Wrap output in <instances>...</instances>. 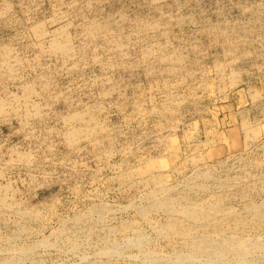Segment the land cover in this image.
<instances>
[{
  "label": "rangeland",
  "instance_id": "rangeland-1",
  "mask_svg": "<svg viewBox=\"0 0 264 264\" xmlns=\"http://www.w3.org/2000/svg\"><path fill=\"white\" fill-rule=\"evenodd\" d=\"M0 99V264H186L176 217L256 249L196 264H264V0H0Z\"/></svg>",
  "mask_w": 264,
  "mask_h": 264
},
{
  "label": "bare ground",
  "instance_id": "bare-ground-1",
  "mask_svg": "<svg viewBox=\"0 0 264 264\" xmlns=\"http://www.w3.org/2000/svg\"><path fill=\"white\" fill-rule=\"evenodd\" d=\"M88 4V3H87ZM2 11V10H1ZM123 13H125V12H123ZM60 15V14H59ZM152 16V15H151ZM181 17V16H180ZM60 20V19H59ZM147 20V19H146ZM123 21V20H122ZM227 21V20H226ZM236 23V22H235ZM60 25V24H59ZM94 25H96V24H94ZM156 25V24H155ZM249 25V24H248ZM40 27V26H39ZM140 28V27H139ZM144 28V27H143ZM135 29V28H134ZM32 30V29H31ZM41 30V29H40ZM39 30V31H40ZM62 30V29H61ZM85 30V29H84ZM136 30V29H135ZM220 30V29H219ZM92 31V30H91ZM240 31V30H239ZM43 32H45V31H43ZM162 32V31H161ZM43 34V33H42ZM45 34V33H44ZM59 34V33H58ZM61 34V33H60ZM62 35V34H61ZM87 36V35H86ZM120 36V35H119ZM55 37V36H54ZM60 37V36H59ZM62 37V36H61ZM40 38V37H39ZM63 38H65V37H63ZM67 38V37H66ZM95 38V37H94ZM64 40V39H63ZM60 41V40H59ZM254 41V40H253ZM41 44V43H40ZM115 44V43H114ZM246 44V43H245ZM122 45V44H121ZM147 45V44H146ZM153 45V44H152ZM18 46V45H17ZM51 47H52V49L53 50H56V51H59V52H61V53H63V54H69V52L71 51L70 50V47H69V40H65V41H63V42H58V41H56V39L51 43ZM14 48V47H13ZM122 48V47H121ZM46 49H48L47 47H46ZM114 49V48H113ZM166 49H168V48H166ZM169 51V50H168ZM9 54L10 53H8V52H6L5 54H4V60H5V62H3L4 64H6L7 63V61H6V59L7 58H9ZM249 54V53H248ZM247 54V55H248ZM152 55V54H151ZM150 55V56H151ZM253 55V54H252ZM188 56V55H187ZM15 57V56H14ZM17 57V56H16ZM184 59V58H183ZM19 60V59H18ZM139 60V59H138ZM142 60V59H141ZM144 61H145V59H144ZM151 61H152V59H151ZM161 62V61H160ZM180 64V63H179ZM8 66V65H7ZM148 67V66H147ZM9 71V70H8ZM146 73V72H145ZM9 78V77H8ZM11 78V77H10ZM192 78V77H191ZM42 79V78H41ZM156 79V78H155ZM38 81V80H37ZM166 82V81H165ZM45 84V83H44ZM33 90V89H32ZM31 90V88L30 87H27L26 88V90H25V92H26V94H30V92L32 91ZM32 93V92H31ZM12 94V93H11ZM10 95V94H9ZM29 96V95H28ZM41 97V96H40ZM25 98V97H24ZM27 98H29V97H27ZM41 103V102H40ZM28 104V103H27ZM26 104V105H27ZM36 104V103H35ZM34 104V105H35ZM6 105V102L5 101H3L2 99H0V114L1 113H3L6 109L4 108V107H6L5 106ZM33 105V106H34ZM38 106V105H37ZM166 106V105H165ZM39 107V106H38ZM138 107V106H137ZM142 107V106H141ZM34 108H36V106L34 107ZM5 109V110H4ZM92 109V108H91ZM153 109V108H152ZM156 110V109H155ZM27 111H28V109H27ZM31 111V110H30ZM165 111V110H164ZM16 112V111H15ZM34 112H35V110H34ZM37 112H39V110H38V108H37ZM36 112V113H37ZM78 112V111H77ZM153 112V111H152ZM76 113V112H75ZM74 113V115H73V118L74 119H77L78 121H84L85 122V118H84V116H83V114H81V113H76L75 114ZM155 113V112H154ZM97 116V115H96ZM31 119V118H30ZM69 119L71 120V117L69 116ZM68 119V120H69ZM68 120H66V121H68ZM244 121V120H243ZM66 123V122H65ZM87 123V122H86ZM104 124V123H103ZM249 124V123H248ZM26 125V124H25ZM90 125V124H89ZM250 126V125H249ZM243 127V126H242ZM74 128V127H73ZM82 128V127H81ZM84 129V128H83ZM85 129H88V128H86L85 127ZM244 129V128H243ZM71 131H68V139L70 140V141H72L73 139H75V137L82 131V130H75V129H70ZM86 132H87V130H86ZM104 132V131H103ZM161 132H163V131H161ZM251 132V131H250ZM247 132H245V134H246ZM248 133H249V131H248ZM253 135V134H252ZM87 136V135H86ZM247 137H249V136H247ZM251 137V136H250ZM87 138V137H86ZM252 138V137H251ZM85 139V138H84ZM160 140V139H159ZM247 140H248V138H247ZM97 142V141H96ZM76 143V142H75ZM114 153V152H113ZM23 157V156H22ZM163 161V159H160V161ZM159 162V164H160V166L162 167L163 165H164V161L163 162ZM155 162H149V163H147V165H146V169L147 170H150V169H154V168H156V164H154ZM158 168H159V166H158ZM142 169V168H141ZM145 171V170H144ZM153 171V170H152ZM151 171V172H152ZM145 172H147V171H145ZM147 173H150V172H147ZM152 174V173H151ZM204 174V173H203ZM207 174V173H206ZM198 175H200V173L198 174ZM147 177V176H146ZM150 177V176H149ZM163 177V176H162ZM201 178H202V176H200ZM129 178V177H128ZM211 178V177H210ZM149 179V178H148ZM205 179V178H204ZM156 180V179H155ZM157 180H158V178H157ZM150 181H151V178H150ZM194 181V180H193ZM204 181V180H203ZM131 182V181H130ZM159 182H161V180L159 181ZM158 182V183H159ZM157 183V184H158ZM264 183V182H263ZM155 184H156V181H155ZM204 185V184H203ZM202 185V186H203ZM157 186V185H156ZM160 186V185H159ZM197 187H198V185H196ZM195 186V187H196ZM202 186H200V188L202 187ZM205 189H206V186H203ZM160 188V187H159ZM163 188H164V186H163ZM191 188V187H190ZM167 189V188H166ZM165 189H163V191H164ZM237 190V189H236ZM120 191V190H119ZM156 191H157V189H156ZM162 191V192H163ZM145 192V191H144ZM154 192V191H153ZM160 192V191H159ZM166 192H167V190H166ZM147 193V192H146ZM155 193V192H154ZM184 193V192H183ZM153 194V193H152ZM169 195V194H168ZM163 196V195H162ZM167 196V195H166ZM164 197V196H163ZM162 197V198H163ZM175 197V196H174ZM154 198V197H153ZM169 198V197H168ZM134 199V198H133ZM161 199V198H160ZM164 199H165V197H164ZM174 199V198H173ZM155 200H157V199H155ZM185 200V199H184ZM172 201V200H171ZM170 200H167V198H166V200H164V201H161L160 202V200L157 202V201H155V202H157V203H159V204H157V207H162V208H165V209H167V210H169V211H175V210H177V211H180L181 213H183V214H181V213H179V212H177V214L179 213V214H181V215H185L184 217H187V218H189V219H192L193 220V222H195V221H198V220H207L208 218L210 219V216H211V212H212V210H214V206H213V204H211L212 206H209V207H202V206H200V207H194V209L192 208H190V209H188V208H176V206H174V204L171 202ZM5 202V201H4ZM4 202H1V203H4ZM176 202V201H175ZM191 202V201H190ZM215 202V201H214ZM102 203V202H101ZM139 203V202H138ZM217 203H218V201H217ZM179 205V204H178ZM182 205V204H181ZM207 205V204H206ZM217 206V205H216ZM52 207V206H51ZM94 207V206H93ZM105 207V206H104ZM142 207V206H141ZM155 207H156V205H155ZM154 207V208H155ZM190 207H192V206H190ZM138 208V207H137ZM109 209V208H108ZM161 209V208H160ZM91 210V209H90ZM110 210V209H109ZM216 210H218V208L216 209ZM260 210H262V209H260ZM258 211L257 210V213H256V216L259 218V219H261V220H264L263 218H264V214L261 212V211ZM18 211V210H17ZM88 211V210H87ZM93 211V210H92ZM165 211V210H164ZM21 212V211H20ZM95 212V211H94ZM170 212V213H171ZM214 212V211H213ZM218 212V211H217ZM254 212V211H253ZM17 213V212H16ZM88 213V212H87ZM90 213V212H89ZM147 212L145 211L143 214L145 215ZM219 213V212H218ZM217 213V214H218ZM216 214V213H215ZM25 215H26V212H25ZM90 215V214H89ZM19 216V215H18ZM22 216V215H21ZM27 216V215H26ZM83 216H85V217H87V214L85 215H83ZM20 217V216H19ZM31 218H32V216H30ZM143 217V216H142ZM182 217V216H181ZM84 218V217H83ZM97 218V217H96ZM171 218V217H170ZM174 219H175V217H173ZM180 219V218H179ZM215 219V218H214ZM34 220V219H33ZM178 220V218L176 217V221ZM103 221V220H102ZM176 221H169L168 223H167V228H168V230H171L172 232H175V233H177V234H181V235H184V236H186V237H188L189 238V240H191V244H192V249L190 250V251H186L184 254H182L181 253V255H177V253H175L176 255V258H177V256H178V258H177V260H179V261H183V262H186V264H196L195 262H196V259H197V257L198 256H200L201 255V257H203L202 255H205V256H207L209 259H212L213 261H217V262H222V260L225 258L224 256H225V254L228 252H234L235 254H237L238 256H240L242 259L244 258V257H246L247 255H251V253L252 252H254V250H256V249H253V248H251L248 244H247V242H244V241H238V240H232V238H234V237H238V236H234V235H230V236H232V238H230V239H225L224 240V242L223 243H221V244H219L216 240H214L216 243H218V244H216V243H214V244H216V245H218V246H212V245H209V243L207 244V241L204 239V238H199V237H197V235L195 236V234L192 236L191 235V233H190V229L192 228V226H190L191 228H186L185 226H183L180 222H176ZM181 221V220H180ZM191 221V220H190ZM210 221V220H209ZM211 221H214V220H211ZM151 222V221H150ZM149 222V223H150ZM215 222V221H214ZM218 222V221H217ZM221 222V221H220ZM63 223V222H62ZM65 223V222H64ZM189 223V222H188ZM191 223V222H190ZM212 223V222H211ZM210 222L208 223V224H211ZM127 224V223H126ZM195 224V223H194ZM201 224V223H200ZM212 224H214L215 225V223H212ZM262 224V223H261ZM63 225V224H62ZM187 225H189V224H187ZM186 225V226H187ZM193 225V224H192ZM198 225V224H197ZM203 225V224H202ZM201 225V226H202ZM222 225V224H221ZM80 226V225H79ZM165 226V225H164ZM208 226H210V225H208ZM43 227V226H42ZM199 227V226H198ZM85 228V227H84ZM163 228V227H162ZM97 229V228H96ZM159 229V228H158ZM164 229H166V228H164ZM221 229V228H220ZM59 230V229H58ZM64 230V229H63ZM62 230V231H63ZM69 230V229H68ZM113 230V229H112ZM197 230V229H196ZM53 231V230H52ZM117 231V230H116ZM166 231V230H165ZM192 231H195L194 229L192 230ZM191 231V232H192ZM198 231H199V229H198ZM197 231V232H198ZM58 231L56 230V233H57ZM61 232V231H60ZM161 232L162 231H160V234H161ZM168 232V231H167ZM221 232V231H220ZM69 233V232H68ZM111 233V232H110ZM139 233V232H138ZM137 233V234H138ZM140 233H141V231H140ZM139 233V234H140ZM170 233V232H169ZM168 233V234H169ZM42 234V233H41ZM55 234V233H54ZM138 234V235H139ZM166 234V233H165ZM173 234V233H172ZM176 234V235H177ZM20 235V234H19ZM72 235V234H71ZM142 235V234H141ZM141 235H140V237H141ZM44 236V235H43ZM57 236V235H56ZM63 236V235H62ZM65 236V235H64ZM68 236V235H67ZM142 236H144V235H142ZM203 237L205 236V234H203L202 235ZM221 236V235H220ZM223 236V235H222ZM1 237V236H0ZM135 237V236H134ZM137 237V236H136ZM139 237V236H138ZM185 237V238H186ZM201 237V236H200ZM206 238H209V236L207 237V235L205 236ZM56 238V237H55ZM58 238V237H57ZM63 238V237H62ZM128 238V237H127ZM225 238V237H224ZM228 238V237H227ZM239 238H242V237H239ZM248 238V237H247ZM247 238H246V240H247ZM13 239V238H12ZM47 239V238H46ZM45 239V240H46ZM60 239V238H59ZM75 239V238H74ZM77 239V238H76ZM213 239V238H212ZM234 239H236V238H234ZM243 239V238H242ZM241 239V240H242ZM264 239V238H263ZM44 240V241H45ZM66 240V239H65ZM78 240V239H77ZM125 240H126V237H125ZM124 240V241H125ZM128 240V239H127ZM132 240V239H131ZM136 240V239H135ZM188 240V241H189ZM245 240V239H244ZM259 240V239H258ZM258 240H256V241H258ZM47 241V240H46ZM73 241V240H72ZM71 241V242H72ZM123 241V240H122ZM130 241V240H129ZM128 241V242H129ZM221 241H223L222 240V238H221ZM251 241H252V239H251ZM255 241V240H254ZM7 242V241H6ZM42 242V241H41ZM67 242H68V240H67ZM76 242V241H75ZM127 242V241H126ZM143 242V241H142ZM148 242V241H147ZM213 242V240L211 241V243ZM40 245H42V243H40V242H38ZM47 243V242H46ZM77 243V242H76ZM111 243V242H110ZM130 243H132V245L133 244H137L138 246H139V243H140V239H138V240H136V241H132V242H130ZM146 243V242H145ZM151 243V242H150ZM188 243V242H187ZM186 243V244H187ZM190 243V242H189ZM261 243V242H260ZM58 244V243H57ZM73 244H75V243H73ZM116 244H117V242H116ZM127 244V243H126ZM253 243H251V245H252ZM259 244V243H258ZM11 245V244H10ZM15 245V244H14ZM68 245H69V243H68ZM111 245V244H110ZM121 245V244H120ZM144 245V244H143ZM143 245H142V247H143ZM254 245H256L257 246V243L256 244H254ZM2 246V245H1ZM48 246H49V244H48ZM124 246H126V245H124ZM141 246V245H140ZM73 248L71 249V250H74L75 248H76V246L75 245H73L72 246ZM81 247V246H80ZM116 245L114 244H112V246L111 247H109V248H107V249H105V250H103V252L102 253H104V255H114L116 252H118L117 250H116ZM118 247H119V244H118ZM117 247V248H118ZM129 247V246H128ZM127 247V248H128ZM133 247V246H132ZM135 247V246H134ZM137 247V246H136ZM141 247V248H142ZM253 247V246H252ZM260 247V246H259ZM36 248V247H35ZM34 248V249H35ZM120 248V247H119ZM130 248H131V246H130ZM148 248V247H147ZM261 248V247H260ZM17 249H19V248H17ZM32 249V248H31ZM57 249V248H56ZM121 249V248H120ZM124 249V248H123ZM144 248H142V250H143ZM185 249V248H184ZM188 249V248H187ZM257 249H258V247H257ZM7 250V249H6ZM30 250V248L28 249V247L27 248H25V249H23V251H22V253H27L28 251ZM70 250V249H69ZM130 250V249H129ZM138 250H140V249H138ZM149 250V249H148ZM19 251H21V248H20V250H18L17 251V253L19 252ZM32 251H34V250H32ZM261 251H264L263 249H261ZM13 252V251H12ZM80 252V251H79ZM149 251H147L146 252V254H144L145 256H146V259L147 258H155L156 256L155 255H153L152 253V251H151V253H148ZM3 253V252H2ZM21 253V252H20ZM21 253V254H22ZM29 253V252H28ZM31 253H33V252H31ZM67 253V252H66ZM100 253V252H99ZM98 253V254H99ZM159 253V252H158ZM158 253H156L157 255H158ZM165 253V252H164ZM227 253V254H228ZM256 253V252H255ZM19 254V253H18ZM101 254V253H100ZM142 254V253H141ZM160 254V253H159ZM163 254V253H162ZM169 254V253H168ZM178 254H180V253H178ZM232 254V253H231ZM15 255V253L13 254V256ZM76 255V254H75ZM102 255V254H101ZM116 255V254H115ZM137 255V254H136ZM143 255V256H144ZM170 255V254H169ZM169 255H167V256H169ZM173 255V254H172ZM233 255V254H232ZM253 255V254H252ZM258 255V254H257ZM256 255V256H257ZM259 255H260V253H259ZM122 256V255H121ZM237 256V257H238ZM261 256V255H260ZM18 257H19V255H18ZM21 257V256H20ZM25 257V256H24ZM87 257V256H86ZM102 257V256H101ZM111 257V259H112V256H110ZM115 257V256H114ZM133 257V256H132ZM158 257V256H157ZM164 257H166V253H165V256ZM200 257V258H201ZM227 257V256H226ZM233 257V256H232ZM234 257H235V255H234ZM239 257V258H240ZM252 257V256H251ZM17 258V257H16ZM26 258V257H25ZM82 258H84V257H82ZM119 258H120V256H119ZM163 258V257H162ZM161 258V259H162ZM167 258V257H166ZM169 258H171V257H169ZM168 258V259H169ZM173 258V257H172ZM254 258V257H253ZM258 258H260V257H258ZM257 258V259H258ZM11 259H14L13 257L11 258ZM10 259V260H11ZM100 259V258H99ZM160 259V257L158 258V259H154V260H152V261H155V260H159ZM164 259V258H163ZM174 259V258H173ZM208 259V260H209ZM233 259V258H232ZM231 259V260H232ZM235 259V258H234ZM245 259V258H244ZM244 259H243V261H244ZM250 259H252V258H250ZM257 259L255 260V262L257 261ZM22 261L21 259H18V261ZM132 260H134V259H132ZM140 260V259H139ZM150 260V259H149ZM148 260V261H149ZM205 260H206V258H205ZM228 260H230L229 258H227V261ZM236 260V259H235ZM263 260V259H262ZM19 261V262H20ZM136 261V260H135ZM144 261H145V259H144ZM151 261V262H152ZM169 261V260H168ZM167 261V262H168ZM173 261V260H172ZM179 261H177V262H179ZM197 261H199L198 259H197ZM201 261V260H200ZM239 261V260H238ZM246 261H247V259H246ZM249 261V260H248ZM3 262V261H2ZM4 262H5V260H4ZM18 262V263H19ZM140 262V261H139ZM157 262V261H156ZM155 262V263H156ZM165 262V261H164ZM175 262H176V259H175ZM223 262H224V260H223ZM233 262V261H232ZM236 262V264L238 263L237 261H235ZM240 262H242V261H240ZM239 262V263H240ZM17 263V262H16ZM15 263V261H13V260H11V261H9L8 260V262L6 263V264H16ZM142 263H144V262H142ZM172 263V262H171ZM170 263V264H171ZM215 263V262H214ZM243 263V262H242ZM245 263V262H244ZM258 263V262H257ZM5 264V263H4ZM151 264V263H150ZM167 264V263H166ZM179 264V263H178ZM181 264V263H180ZM201 264V263H200ZM216 264V263H215ZM221 264V263H220ZM226 264V263H225ZM235 264V263H234ZM241 264V263H240ZM253 264V263H252Z\"/></svg>",
  "mask_w": 264,
  "mask_h": 264
}]
</instances>
